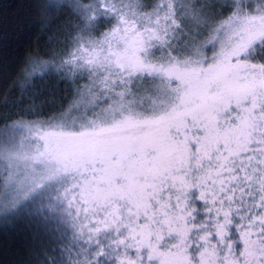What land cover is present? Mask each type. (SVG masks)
<instances>
[{
    "label": "snow or ice",
    "instance_id": "1",
    "mask_svg": "<svg viewBox=\"0 0 264 264\" xmlns=\"http://www.w3.org/2000/svg\"><path fill=\"white\" fill-rule=\"evenodd\" d=\"M30 7L61 47L0 94L24 264H264V0ZM37 72L67 84L51 111L24 104Z\"/></svg>",
    "mask_w": 264,
    "mask_h": 264
},
{
    "label": "trees",
    "instance_id": "2",
    "mask_svg": "<svg viewBox=\"0 0 264 264\" xmlns=\"http://www.w3.org/2000/svg\"><path fill=\"white\" fill-rule=\"evenodd\" d=\"M39 17L34 15L30 0H0V94L10 88L14 82L22 81L21 72L29 58L44 60L48 57L47 49L57 45H49L51 32H45L38 23ZM64 21H61L63 23ZM39 53V55H37ZM48 53V52H47ZM31 81L24 100L25 106L31 97L37 105L52 101L66 94L67 84L58 81L56 75H45L43 79ZM34 89V90H32ZM36 92L38 95L33 96ZM21 96L20 88L11 94L10 99ZM7 109L0 108V115ZM11 227H0V264H24L27 260L26 237L29 236L26 219H19Z\"/></svg>",
    "mask_w": 264,
    "mask_h": 264
},
{
    "label": "rangeland",
    "instance_id": "3",
    "mask_svg": "<svg viewBox=\"0 0 264 264\" xmlns=\"http://www.w3.org/2000/svg\"><path fill=\"white\" fill-rule=\"evenodd\" d=\"M60 46V45H59ZM61 47V46H60ZM60 47H57V45L56 46H54L53 48H49V49H47V52H46V54L48 55V57L47 58H45L44 60H46V59H51L52 58V55H53V52L55 51V52H57V54H59V49H60ZM54 75H56V74H54ZM54 77H56V76H54ZM59 81V80H58ZM32 90H34V89H32ZM42 105H44L45 106V110L46 111H51L52 109L51 108H49L48 106H47V104H44V103H42ZM13 224H3L2 222H0V227H11Z\"/></svg>",
    "mask_w": 264,
    "mask_h": 264
}]
</instances>
